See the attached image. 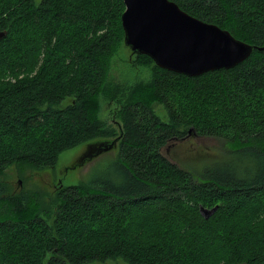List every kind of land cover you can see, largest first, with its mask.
<instances>
[{"label":"trees","instance_id":"16d2710c","mask_svg":"<svg viewBox=\"0 0 264 264\" xmlns=\"http://www.w3.org/2000/svg\"><path fill=\"white\" fill-rule=\"evenodd\" d=\"M174 1L264 45V0ZM123 9L0 0V174L12 163L53 166L94 137L118 145V177L60 185L41 205L0 180V264H264V48L198 75L132 53L150 74L124 86L109 77ZM100 97L115 103L118 128L99 116ZM190 127L224 149L190 165L169 159L162 147Z\"/></svg>","mask_w":264,"mask_h":264},{"label":"rangeland","instance_id":"374dc122","mask_svg":"<svg viewBox=\"0 0 264 264\" xmlns=\"http://www.w3.org/2000/svg\"><path fill=\"white\" fill-rule=\"evenodd\" d=\"M109 73L111 79L128 86L137 80L145 79L150 74V67L136 63L135 55L131 53L129 47L121 43L112 57ZM67 101L68 98L63 99L59 106L66 104ZM152 106L161 118L166 117L165 108L161 103L155 101ZM116 111L115 103L100 97L99 116L108 125L118 128L119 118ZM103 141L100 137H94L64 149L58 154L53 166L35 167L23 163L6 166L0 174V180L5 185V193L18 194L20 197L33 194L37 196L41 205L54 195V191L60 185L85 182L92 177L109 176L113 179L118 177L117 166L113 163L118 153L117 142L114 140V144H107ZM223 141L218 136L189 132L180 139L169 141L162 147V151L169 159L190 165L199 156H211L221 152L224 149ZM98 147L102 148L95 153ZM41 215H44L43 211ZM111 263L125 264L126 261L121 257H115L88 261L85 264Z\"/></svg>","mask_w":264,"mask_h":264},{"label":"water","instance_id":"95a60500","mask_svg":"<svg viewBox=\"0 0 264 264\" xmlns=\"http://www.w3.org/2000/svg\"><path fill=\"white\" fill-rule=\"evenodd\" d=\"M123 43L131 53H144L160 67L198 75L229 68L257 46L235 37L217 23L182 9L174 0H123ZM5 31L0 32L2 36ZM192 132V127L188 128ZM102 147H98L97 152ZM93 155V154H92ZM216 208L201 207L205 216Z\"/></svg>","mask_w":264,"mask_h":264}]
</instances>
